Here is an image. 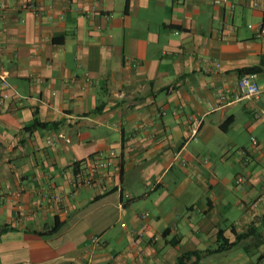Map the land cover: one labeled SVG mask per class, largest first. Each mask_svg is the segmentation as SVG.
Instances as JSON below:
<instances>
[{
	"label": "crops",
	"instance_id": "obj_1",
	"mask_svg": "<svg viewBox=\"0 0 264 264\" xmlns=\"http://www.w3.org/2000/svg\"><path fill=\"white\" fill-rule=\"evenodd\" d=\"M0 1V264H264V0Z\"/></svg>",
	"mask_w": 264,
	"mask_h": 264
},
{
	"label": "built area",
	"instance_id": "obj_2",
	"mask_svg": "<svg viewBox=\"0 0 264 264\" xmlns=\"http://www.w3.org/2000/svg\"><path fill=\"white\" fill-rule=\"evenodd\" d=\"M215 1L219 2V0H215ZM25 7L30 8L32 6L28 5ZM7 8L8 6L0 1V12ZM248 27H252V24H248ZM257 33L259 35L264 34V23L258 26ZM0 82H1V86L3 89L9 87V84L6 80L5 72H2L1 70H0ZM236 88H237L236 96H256L260 91L259 86L257 82L255 81L253 74H249V73L241 74L239 76ZM7 95L8 93L6 92V90H3L1 93V96L6 97ZM251 140L255 141V138L251 136ZM104 165L105 163L103 161L97 162L94 165L93 169L96 170L98 168H102L104 167ZM84 175H82V173H75L74 181L78 183H86V184L92 183L93 177L88 174H84ZM242 181H243V176H237V178H235V182L237 183L242 182ZM51 199L54 202L58 203L61 201V196L58 193H53L51 195ZM141 215L144 216V213H141ZM90 241L93 245H97L100 243V238L98 235H92L90 238Z\"/></svg>",
	"mask_w": 264,
	"mask_h": 264
},
{
	"label": "trees",
	"instance_id": "obj_3",
	"mask_svg": "<svg viewBox=\"0 0 264 264\" xmlns=\"http://www.w3.org/2000/svg\"><path fill=\"white\" fill-rule=\"evenodd\" d=\"M255 67H251V68H241L239 69V73L240 74H245V73H249V72H254ZM41 123L37 120H35V125H40ZM56 227H53L51 229L55 230ZM234 242L229 241L221 232V230L218 231L217 233V246L213 249H204V250H193L190 252H185L182 253L177 260L176 264H185L187 260H189L191 258V256H195L196 259H199L200 257V253L202 252L203 254H211V253H215L224 249L229 248ZM196 262V261H193Z\"/></svg>",
	"mask_w": 264,
	"mask_h": 264
}]
</instances>
